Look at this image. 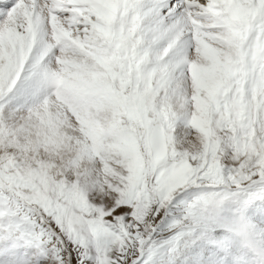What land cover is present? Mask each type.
Instances as JSON below:
<instances>
[{"label":"snow or ice","instance_id":"snow-or-ice-1","mask_svg":"<svg viewBox=\"0 0 264 264\" xmlns=\"http://www.w3.org/2000/svg\"><path fill=\"white\" fill-rule=\"evenodd\" d=\"M0 264H264V0H0Z\"/></svg>","mask_w":264,"mask_h":264}]
</instances>
